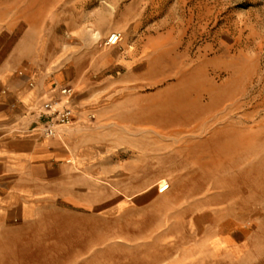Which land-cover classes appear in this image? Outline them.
Here are the masks:
<instances>
[{
  "label": "rangeland",
  "instance_id": "1",
  "mask_svg": "<svg viewBox=\"0 0 264 264\" xmlns=\"http://www.w3.org/2000/svg\"><path fill=\"white\" fill-rule=\"evenodd\" d=\"M6 13L24 68L61 74L76 103V201L60 206L76 216L19 235L18 264H264V0H0ZM58 221L93 245L55 249Z\"/></svg>",
  "mask_w": 264,
  "mask_h": 264
},
{
  "label": "crops",
  "instance_id": "2",
  "mask_svg": "<svg viewBox=\"0 0 264 264\" xmlns=\"http://www.w3.org/2000/svg\"><path fill=\"white\" fill-rule=\"evenodd\" d=\"M18 26L11 13L0 14V264L19 263L12 258L19 235L29 243V236L42 234L49 225L45 220L76 216L60 209L63 199L76 201V155L66 139L76 113L59 135L42 136L41 106L59 96L62 75L52 76L38 64L24 68V34L17 33ZM71 104L75 108L73 100ZM52 225L59 230L55 249L69 250L71 259L93 245L90 238L78 248L76 227H62L60 221ZM61 231L68 234V247H61Z\"/></svg>",
  "mask_w": 264,
  "mask_h": 264
},
{
  "label": "built area",
  "instance_id": "3",
  "mask_svg": "<svg viewBox=\"0 0 264 264\" xmlns=\"http://www.w3.org/2000/svg\"><path fill=\"white\" fill-rule=\"evenodd\" d=\"M121 34L118 32L111 33L105 40V45L114 46L121 41ZM20 74H23L20 71ZM33 85V82H30ZM73 87L63 85L59 88V96L54 99L45 101L41 106L43 137H54L59 135V128L69 127L73 124L75 111L71 104Z\"/></svg>",
  "mask_w": 264,
  "mask_h": 264
}]
</instances>
